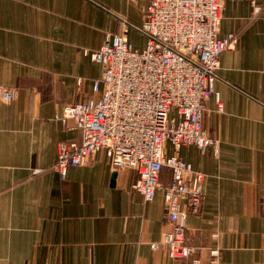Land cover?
I'll use <instances>...</instances> for the list:
<instances>
[{
  "label": "crops",
  "instance_id": "1",
  "mask_svg": "<svg viewBox=\"0 0 264 264\" xmlns=\"http://www.w3.org/2000/svg\"><path fill=\"white\" fill-rule=\"evenodd\" d=\"M146 3L0 0V86L15 90L0 103V264H174L163 247L150 248L169 228L160 191L144 202L130 190L134 171L115 173L103 152L64 178L53 168L58 143L80 138L58 120L62 108L98 96L101 66L83 51L121 33L117 17L140 27ZM228 34L235 43L214 83L223 110L212 96L203 117L218 156L179 151L205 176L184 244L202 248L203 264L213 248L221 264H264V0L226 2L218 36ZM125 36L144 47L135 30ZM169 181L164 168L160 182Z\"/></svg>",
  "mask_w": 264,
  "mask_h": 264
},
{
  "label": "built area",
  "instance_id": "2",
  "mask_svg": "<svg viewBox=\"0 0 264 264\" xmlns=\"http://www.w3.org/2000/svg\"><path fill=\"white\" fill-rule=\"evenodd\" d=\"M146 1L140 27L117 17L121 33H107L99 49L83 51L101 66L92 86L98 96L62 108L58 120L80 138L58 143L53 168L64 178L69 167L89 166L103 152L115 173L134 171L130 190L144 202L160 191L169 226L159 243L150 244L152 251L163 247L174 264H203L202 248L184 244V234L188 215L202 208L205 176L181 160L179 151L211 148L218 156V140L203 127L205 103L213 96L217 113L223 110L214 83L219 57L233 48L235 35L219 37V27L225 3L242 0ZM128 29L144 37L142 49L127 40ZM14 95V88L0 86V103ZM164 168L167 185L160 182ZM208 255L205 264H221L218 248Z\"/></svg>",
  "mask_w": 264,
  "mask_h": 264
}]
</instances>
